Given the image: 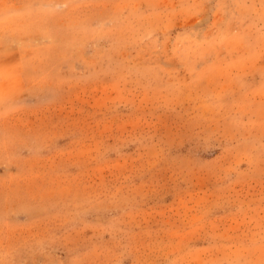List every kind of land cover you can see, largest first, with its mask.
Wrapping results in <instances>:
<instances>
[{
  "label": "rangeland",
  "instance_id": "374dc122",
  "mask_svg": "<svg viewBox=\"0 0 264 264\" xmlns=\"http://www.w3.org/2000/svg\"><path fill=\"white\" fill-rule=\"evenodd\" d=\"M0 264H264V0H0Z\"/></svg>",
  "mask_w": 264,
  "mask_h": 264
}]
</instances>
